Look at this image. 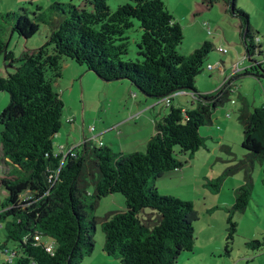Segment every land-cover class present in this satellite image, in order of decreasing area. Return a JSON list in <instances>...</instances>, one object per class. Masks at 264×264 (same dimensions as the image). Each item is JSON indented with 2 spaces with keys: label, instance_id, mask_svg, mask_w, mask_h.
<instances>
[{
  "label": "trees",
  "instance_id": "16d2710c",
  "mask_svg": "<svg viewBox=\"0 0 264 264\" xmlns=\"http://www.w3.org/2000/svg\"><path fill=\"white\" fill-rule=\"evenodd\" d=\"M129 1L115 12L108 0H84L82 6L54 3L48 11L38 7L33 19L25 9L0 15L26 40L41 25H50L51 30L41 47L16 59L8 51L0 21V57L15 68L14 74L0 76V92L10 95L0 115L1 162L12 168L0 180L6 191L0 202V250L6 259L14 257L2 264H82L96 248L94 213L100 201L112 194L125 198L127 210L110 214L102 224L103 249L109 257L121 264H178L182 254L195 250L199 214L194 204L161 195L153 183L183 167L177 148L181 154H194L204 147L201 128L213 124V111L229 101L230 85L240 76L231 77L216 93H198L196 80L214 45L205 42L189 56H181L183 31L163 1ZM222 1L227 12L239 19L246 55L255 63L253 58L261 51L249 16L233 8L232 0ZM133 20L142 31L137 44L142 59L125 62L126 34ZM64 59L86 67L103 81H127L149 100L169 99L170 111L156 123L144 152L114 153L103 145L92 146L90 140L80 152L75 148L73 155L55 151L53 140L63 127L65 107L53 82L62 75ZM257 67L264 70V61L252 66L254 76L260 73ZM178 93L193 94L192 109L172 105ZM240 120L247 158L253 163L264 160V106L252 113L242 110ZM253 186L249 177L235 191L227 218L226 255H231L238 234L233 214L246 212ZM9 243L15 245L12 251Z\"/></svg>",
  "mask_w": 264,
  "mask_h": 264
},
{
  "label": "rangeland",
  "instance_id": "374dc122",
  "mask_svg": "<svg viewBox=\"0 0 264 264\" xmlns=\"http://www.w3.org/2000/svg\"><path fill=\"white\" fill-rule=\"evenodd\" d=\"M162 1L175 22L182 28L184 38L178 47L181 56H189L205 42L214 45V50L205 62L203 73L196 80L198 93L203 95L216 93L234 77L233 65L241 60L244 64L241 65V72L236 74L240 77L230 85L229 101L213 111L212 125L201 128L204 147L194 154H181L177 148L176 157L183 163V167L167 172L153 184L161 195L176 197L194 204L199 214V221L195 224L198 234L196 244L202 246L211 236L216 240L219 236L223 238V246L216 244L221 247L220 252H216L215 256L201 258L202 264H244L249 260V264H264V160L256 159L253 163L247 158L242 148L244 130L240 120L242 110L252 113L256 108L264 106V78L254 76L257 75L254 70L252 71L251 65L254 63L249 59L247 61L243 59L246 49L240 21L226 11V5L222 0L214 3H211V0ZM235 2L236 8L249 16L254 42L261 51L253 60L255 63L263 62L264 0ZM54 3L82 6L84 0H0V15L23 13L21 10L25 9L28 17L33 19V13L38 7L48 11ZM126 4H130V1L108 0L111 12ZM132 22L133 27L126 34L128 52L123 57L125 62L142 59L137 50V44L142 36L140 23L137 20ZM49 26L41 25L40 31L26 40L13 32L12 23H4L3 33L8 51L19 59L29 50L41 47L51 31ZM220 47L225 48L228 53L226 55L219 53L217 50ZM217 64H220L219 70L212 72L207 70L209 65ZM14 72L15 68L8 66L5 56H1L0 76L6 78ZM247 72L253 75H245ZM61 74L59 79L54 80L53 85L65 107L63 127L53 141L55 151L63 153L64 156L75 148L80 152L81 146L88 140L92 146L103 145L112 149L114 153L144 152L155 130L153 120L161 121L170 111V107L163 102L149 101L137 88L132 91L129 82L103 81L86 67L70 59H64L62 62ZM48 78L50 79V75ZM185 95L178 93L173 96L175 101L172 105L178 108L181 101L188 100L186 107L192 109L194 96L192 93ZM9 102L10 95L0 92V115ZM150 103L157 104L155 111L149 108L144 110L141 116H130L140 109H145ZM1 160L0 151V180L12 169L4 167ZM249 177L254 184L252 197L245 213L233 214V219L238 225V234L229 256L224 250L227 218L235 204V191L243 186ZM88 190L92 194L93 185H90ZM5 196L6 191L0 186V202L5 200ZM126 210V201L121 194H112L100 201L94 213L97 220L94 234L97 254L105 243L103 222L110 214ZM8 247L12 251L15 245L9 243ZM188 256L186 253L182 254L178 264H189ZM5 259L6 256L0 250V264L5 262ZM110 260L111 264H121L119 260L113 258Z\"/></svg>",
  "mask_w": 264,
  "mask_h": 264
},
{
  "label": "crops",
  "instance_id": "0c3cea01",
  "mask_svg": "<svg viewBox=\"0 0 264 264\" xmlns=\"http://www.w3.org/2000/svg\"><path fill=\"white\" fill-rule=\"evenodd\" d=\"M224 2V1H223ZM224 4H225V2H224ZM226 5V4H225ZM226 11H227V6H226ZM132 91L135 89L136 90V88H134L133 86H132ZM180 95H185V93H181ZM186 96V95H185ZM149 100V99H148ZM150 101V100H149ZM173 101H175V99H173ZM195 101V98L193 99V102ZM182 103H181V106H180V108H183V109H187V107H186V105H187V103H188V100L187 101H181ZM148 106H150V107H148ZM148 107V108H147ZM147 107L145 108V109H140L138 112H136V113H134V114H131L130 116H133V115H135V116H141V114L143 113V111L144 110H147V109H149L150 108V110H156V108H157V104L155 103V104H148L147 105ZM149 110V111H150ZM160 114H162V111L160 112ZM129 118V117H128ZM127 118V119H128ZM126 119V120H127ZM153 123L155 124V126H156V123H157V121H154L153 120ZM151 132H152V130H151ZM155 134V130H154V133L152 134V135H154ZM210 214H212V213H210ZM209 222H210V220H209ZM211 227V226H210ZM224 237H225V235H224ZM198 239V238H197ZM216 244H222V246H223V244H224V241H223V238L222 237H218V240H216V238L215 237H213V236H211V237H209L208 238V242L207 243H203V245L202 246H200V244L198 245V244H196V247H195V250H194V252L193 253H186L187 255H189L188 257H187V259H188V261H189V264H202V262H201V258H208V257H210V256H215V254H216V252H220V249H221V247L219 246V245H217L216 246ZM200 247V248H199ZM104 245L102 246V250L99 252V254H97L96 253V251L94 252V254L92 255V256H90L89 258H88V260H84V262L82 263V264H111L112 262H110L111 260V257H109L105 252H104ZM198 259V260H196V258ZM199 261V262H198ZM192 262V263H191Z\"/></svg>",
  "mask_w": 264,
  "mask_h": 264
},
{
  "label": "built area",
  "instance_id": "2783aa9c",
  "mask_svg": "<svg viewBox=\"0 0 264 264\" xmlns=\"http://www.w3.org/2000/svg\"><path fill=\"white\" fill-rule=\"evenodd\" d=\"M218 52H220L223 55H226L228 53V51L225 48H223V47H220L218 49ZM243 59L247 61V59H249V58H248L247 55H245ZM249 61H250V59H249ZM250 62H252V61H250ZM252 63H254V62H252ZM243 64H244V61L241 60L238 63H236V64L233 65V71H234V74L235 75L241 72V65H243ZM254 65H256V63H254L251 66H254ZM219 69H220V64H217L215 66L209 65L207 67V70L210 71V72H212L214 70H219ZM245 71H247V68L245 69ZM163 101L165 102V104H169L170 103L169 99L168 100H163ZM73 151H74V149H72L69 153H71V155H73ZM0 229H1V226H0ZM36 239L39 240V237H36ZM48 250H50V248ZM13 258H14L13 255H8L7 256V259H6V262L11 263L13 261Z\"/></svg>",
  "mask_w": 264,
  "mask_h": 264
},
{
  "label": "water",
  "instance_id": "95a60500",
  "mask_svg": "<svg viewBox=\"0 0 264 264\" xmlns=\"http://www.w3.org/2000/svg\"><path fill=\"white\" fill-rule=\"evenodd\" d=\"M232 7H233V8L236 7V2H235V0H232ZM250 61H251V60H250ZM257 68L260 70V73H261V74L258 75V77H259L260 79L264 78V70L260 69L259 67H257Z\"/></svg>",
  "mask_w": 264,
  "mask_h": 264
}]
</instances>
